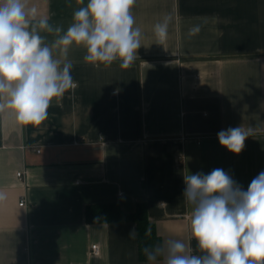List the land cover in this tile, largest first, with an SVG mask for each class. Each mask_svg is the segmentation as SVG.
Segmentation results:
<instances>
[{
	"label": "crops",
	"instance_id": "0c3cea01",
	"mask_svg": "<svg viewBox=\"0 0 264 264\" xmlns=\"http://www.w3.org/2000/svg\"><path fill=\"white\" fill-rule=\"evenodd\" d=\"M26 2L64 29L87 4ZM132 13L142 36L130 67H94L72 47L78 86L52 101L41 125L0 111V264H148L133 223L85 221V206L104 202L125 212L145 202L161 242L195 251L184 176L222 168L247 190L264 171V0H136ZM165 16L160 44L153 28ZM238 126L253 135L237 155L217 133Z\"/></svg>",
	"mask_w": 264,
	"mask_h": 264
},
{
	"label": "clouds",
	"instance_id": "9594fccd",
	"mask_svg": "<svg viewBox=\"0 0 264 264\" xmlns=\"http://www.w3.org/2000/svg\"><path fill=\"white\" fill-rule=\"evenodd\" d=\"M84 5V0H78ZM136 0H87L72 14L69 26L37 19L26 0H0V111L11 109L21 125H41L55 98L78 85L68 59L72 47L85 50L83 60L99 68L119 62L130 67L141 47L142 32L132 13ZM170 16L154 25L158 43L167 40ZM199 29L189 30L194 36ZM42 33L53 34L48 41ZM253 129L229 127L217 133L220 145L240 154ZM182 193L190 209L195 251L181 239H167L145 248L148 264H264V171L247 190L229 172L184 176ZM5 198L0 193V200ZM135 235L133 229L129 236Z\"/></svg>",
	"mask_w": 264,
	"mask_h": 264
},
{
	"label": "trees",
	"instance_id": "16d2710c",
	"mask_svg": "<svg viewBox=\"0 0 264 264\" xmlns=\"http://www.w3.org/2000/svg\"><path fill=\"white\" fill-rule=\"evenodd\" d=\"M83 216L88 223H133L137 227L136 242L140 260L147 261L145 248L161 242L154 223L148 217L145 202H136L132 212H125L116 202L91 203L85 206Z\"/></svg>",
	"mask_w": 264,
	"mask_h": 264
},
{
	"label": "built area",
	"instance_id": "2783aa9c",
	"mask_svg": "<svg viewBox=\"0 0 264 264\" xmlns=\"http://www.w3.org/2000/svg\"><path fill=\"white\" fill-rule=\"evenodd\" d=\"M38 150H39V149H38ZM38 150H37V151H38ZM22 175H23V173H22L21 171H18L16 177L21 178V177H23ZM24 204H25V200H24V199H20V201L18 202V205H20V206H24ZM90 253H91L92 255H97V254H99V246H98L97 243H92V244L90 245Z\"/></svg>",
	"mask_w": 264,
	"mask_h": 264
}]
</instances>
